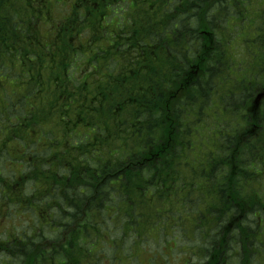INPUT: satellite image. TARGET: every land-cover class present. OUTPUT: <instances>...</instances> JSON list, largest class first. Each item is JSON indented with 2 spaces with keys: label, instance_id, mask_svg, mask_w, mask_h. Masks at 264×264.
<instances>
[{
  "label": "trees",
  "instance_id": "1",
  "mask_svg": "<svg viewBox=\"0 0 264 264\" xmlns=\"http://www.w3.org/2000/svg\"><path fill=\"white\" fill-rule=\"evenodd\" d=\"M120 1L0 0V120L12 125L0 155L25 139L20 124L55 117L58 154L73 155L65 177L39 175L54 191L39 188L53 227L39 231V245H53L39 250V264L98 262L100 233L115 247L127 234L143 238L144 226H209L210 262L258 264L264 102L251 104L264 86V0H150L105 31ZM76 94L89 103L73 102ZM96 116L112 120L107 129L95 127ZM118 125L128 133L114 132ZM112 139L138 147L106 157L98 150ZM47 156H39L45 173ZM34 246L6 249L30 255Z\"/></svg>",
  "mask_w": 264,
  "mask_h": 264
},
{
  "label": "rangeland",
  "instance_id": "2",
  "mask_svg": "<svg viewBox=\"0 0 264 264\" xmlns=\"http://www.w3.org/2000/svg\"><path fill=\"white\" fill-rule=\"evenodd\" d=\"M150 0H147L145 3H141L138 1H130L129 3V9L123 13V16L125 17L126 14L130 13L132 16L138 15L140 11L148 5ZM21 92V91H20ZM28 124H20L18 128L21 131H26ZM38 128V127H37ZM9 131V126L4 121L0 122V134L5 133ZM26 136L29 139V135ZM36 131V130H33ZM1 137V135H0ZM60 139V135L58 133H48V129H44L37 139H35L36 148H39V152L44 151L45 149H48L50 151H57L60 149V146L58 144V140ZM11 140L10 142H12ZM16 141V140H15ZM9 142V143H10ZM27 142L25 141V145H22L21 152L19 155L14 156L11 154H3L0 157L1 164L5 167L4 171L5 174L7 173L6 169H12L15 167H18L20 165H23L24 161L28 159V156L30 154H35V150L30 147L26 146ZM9 145V144H8ZM111 145L115 146L117 150H126L134 148V144L129 141L125 140H111ZM18 149V148H17ZM24 149V152H23ZM12 151H15V148L12 149ZM71 153V151L69 152ZM115 152L113 150H109L106 152V156L113 155ZM22 168V167H21ZM20 169H14L13 171H10L9 174H15L14 172L19 171ZM39 173V174H38ZM41 174L45 176L48 173H45L41 170V167L39 166V161L35 160L33 162V169L31 170V175H37ZM40 186V185H39ZM181 194L186 195L185 191H181ZM32 208L34 210H37L38 207L36 204L32 205ZM195 210L197 212L196 217L202 213V208L195 204ZM27 223V217L21 216V215H15L11 214L7 219L4 215H0V235H3V230L7 229L8 226H10L8 229L10 231L16 230V232L20 229H22V226L26 225ZM45 223L49 224L51 226V213L44 211V209L39 206V226H43ZM3 224H7L8 226H2ZM27 227V226H25ZM209 227V226H205ZM191 226H185L187 236H191L192 232L190 231ZM144 235L146 236V240H139L131 234H127L124 239L118 241L119 246L110 247L112 243L108 242V249L110 251V254H115L117 252H120V260L112 261L113 263L109 264H188L190 262H197L198 258L191 256L190 253L188 254V251L186 250L187 247H185L188 242L190 244H196V240L194 241H188L183 236L175 240V235L177 233H174L173 230L169 229L164 232H160L159 229H156V226H144ZM167 232V233H166ZM28 234V233H27ZM96 236V235H94ZM144 236V237H145ZM193 236V235H192ZM4 237V236H3ZM49 237H51L52 240H54V235L49 232ZM101 238H105V233H100ZM137 241L140 244H137ZM136 243L137 245H135ZM184 249V251H183ZM119 256V257H120ZM190 256L192 259H189ZM258 258V262L260 264H263V260ZM186 260H188L186 262ZM190 261V262H189Z\"/></svg>",
  "mask_w": 264,
  "mask_h": 264
},
{
  "label": "bare ground",
  "instance_id": "3",
  "mask_svg": "<svg viewBox=\"0 0 264 264\" xmlns=\"http://www.w3.org/2000/svg\"><path fill=\"white\" fill-rule=\"evenodd\" d=\"M128 28H129V25L127 26V29ZM83 96H84V94H76L74 99H73V102H77V99L80 100V99H82ZM257 108H259V107H257ZM254 112L258 113L257 111H254ZM105 118H106V115L103 116V119H105ZM94 119H95V127H97V128H99V127L105 128L112 121L110 119L101 120L99 118V116H96ZM105 121H106V123H105ZM95 127H93V128H95ZM125 128H127V127H125L123 125H118V126H116V129L114 130V132L119 133V134H126V133H128L127 132L128 128L127 129H125ZM133 135H135V134L133 133ZM11 143L12 142H10V144ZM59 146H61V145L59 144ZM137 147H138L137 145H134L135 149ZM34 150H35L36 153L33 154V156L39 161V151L36 150V149H34ZM60 150H61V148L59 150H57V151H54V152H57V154L55 156H54V154H55L54 153L53 155H48L46 157L47 162H45V163H47L49 165L51 171L54 173V174L51 173L50 170L47 171L46 173H48L50 176L57 175L58 177H61V176L65 177L66 176V172H67V168L70 167L69 161L73 159L72 153L62 151L60 154H58V152H60ZM109 150H113L115 153L113 155L106 156V152H108ZM98 151L102 155H105L106 157L119 155V152H120V150H117L115 146L111 145V143L109 144V146H107V148H105L104 145H100ZM51 156H53V157H51ZM126 165L128 166V164H126ZM25 167H26V169L28 171V178H30L32 180H39V176H38L39 173L37 175H31V166L30 165H26ZM56 195H58L57 192H55L52 196L54 197ZM119 256H120V252L115 253V256L113 254L107 255L104 259L99 260L96 264H109L110 262H112V261L116 260L117 258H119ZM210 260H213V263H214V260H216V259H215V257L204 256V257H202L201 259L198 260V263H207V262H210Z\"/></svg>",
  "mask_w": 264,
  "mask_h": 264
},
{
  "label": "water",
  "instance_id": "4",
  "mask_svg": "<svg viewBox=\"0 0 264 264\" xmlns=\"http://www.w3.org/2000/svg\"><path fill=\"white\" fill-rule=\"evenodd\" d=\"M263 97H264V91H263V93L261 92V93L259 94V96L257 97L256 104H258L259 101H260Z\"/></svg>",
  "mask_w": 264,
  "mask_h": 264
},
{
  "label": "flooded vegetation",
  "instance_id": "5",
  "mask_svg": "<svg viewBox=\"0 0 264 264\" xmlns=\"http://www.w3.org/2000/svg\"><path fill=\"white\" fill-rule=\"evenodd\" d=\"M105 44V43H104ZM227 239L224 240V242L226 241ZM7 259H11V256H7Z\"/></svg>",
  "mask_w": 264,
  "mask_h": 264
}]
</instances>
